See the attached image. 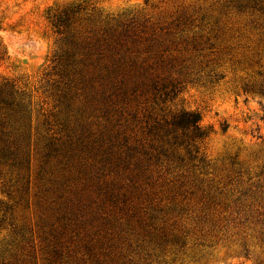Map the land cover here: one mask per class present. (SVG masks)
Returning <instances> with one entry per match:
<instances>
[{
    "label": "rangeland",
    "instance_id": "374dc122",
    "mask_svg": "<svg viewBox=\"0 0 264 264\" xmlns=\"http://www.w3.org/2000/svg\"><path fill=\"white\" fill-rule=\"evenodd\" d=\"M0 264H264V0H0Z\"/></svg>",
    "mask_w": 264,
    "mask_h": 264
},
{
    "label": "trees",
    "instance_id": "16d2710c",
    "mask_svg": "<svg viewBox=\"0 0 264 264\" xmlns=\"http://www.w3.org/2000/svg\"><path fill=\"white\" fill-rule=\"evenodd\" d=\"M2 89L1 93L4 94ZM5 102V101H4ZM6 104L13 105L10 101H6ZM174 128L191 130L192 135L195 138H203L205 136L201 126H200V116L194 112H181L179 115L175 116L171 121Z\"/></svg>",
    "mask_w": 264,
    "mask_h": 264
}]
</instances>
